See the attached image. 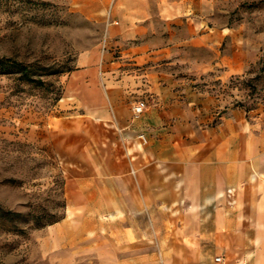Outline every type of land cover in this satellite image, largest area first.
<instances>
[{"label":"crops","instance_id":"crops-1","mask_svg":"<svg viewBox=\"0 0 264 264\" xmlns=\"http://www.w3.org/2000/svg\"><path fill=\"white\" fill-rule=\"evenodd\" d=\"M213 11L113 0L104 41L76 55L44 118L64 196L48 264H264V109L251 121L202 87L245 67Z\"/></svg>","mask_w":264,"mask_h":264},{"label":"rangeland","instance_id":"rangeland-1","mask_svg":"<svg viewBox=\"0 0 264 264\" xmlns=\"http://www.w3.org/2000/svg\"><path fill=\"white\" fill-rule=\"evenodd\" d=\"M112 3L0 0V264L49 263L39 241L62 217L64 196L59 161L44 141L49 128L44 118L60 102L76 55L104 41ZM212 23L234 29L237 41L228 38L222 48L237 47L245 67L225 82L206 74L202 87L225 106L243 102L264 109V73L250 98L244 83L260 74L264 59V0H214ZM20 64L34 81L20 75ZM254 114L250 109L248 119Z\"/></svg>","mask_w":264,"mask_h":264},{"label":"trees","instance_id":"trees-1","mask_svg":"<svg viewBox=\"0 0 264 264\" xmlns=\"http://www.w3.org/2000/svg\"><path fill=\"white\" fill-rule=\"evenodd\" d=\"M1 62V60H0ZM261 66L259 68V71H260V74H256L255 76H253L252 78L250 79H247V80H244V83L246 85H248V88H249V93H248V96L249 98L253 96V94L255 93V91L257 90V84H256V81L257 79H259L261 73H264V59L261 60ZM19 72H20V75L25 78L26 80L28 81H34L33 78L29 75L28 73V68L27 66L23 65V64H20L19 65ZM233 106H238V107H241L244 109V111L247 113L250 109H253L254 107L253 106H249V105H244L243 102H236V104L234 103ZM63 217V215H62ZM60 217V218H62ZM59 218V219H60ZM59 219L57 220H54L53 222L55 221H58ZM52 222V223H53Z\"/></svg>","mask_w":264,"mask_h":264},{"label":"built area","instance_id":"built-area-1","mask_svg":"<svg viewBox=\"0 0 264 264\" xmlns=\"http://www.w3.org/2000/svg\"><path fill=\"white\" fill-rule=\"evenodd\" d=\"M144 102L143 101H137L134 105H133V114L134 116H137L138 114H140L142 112V110L144 109ZM216 260L219 259V257L215 258Z\"/></svg>","mask_w":264,"mask_h":264}]
</instances>
